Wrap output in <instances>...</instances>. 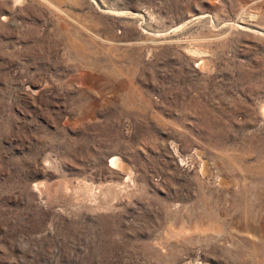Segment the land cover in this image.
<instances>
[{
  "label": "rangeland",
  "instance_id": "rangeland-1",
  "mask_svg": "<svg viewBox=\"0 0 264 264\" xmlns=\"http://www.w3.org/2000/svg\"><path fill=\"white\" fill-rule=\"evenodd\" d=\"M0 264H264V0H0Z\"/></svg>",
  "mask_w": 264,
  "mask_h": 264
},
{
  "label": "bare ground",
  "instance_id": "bare-ground-1",
  "mask_svg": "<svg viewBox=\"0 0 264 264\" xmlns=\"http://www.w3.org/2000/svg\"><path fill=\"white\" fill-rule=\"evenodd\" d=\"M112 162H113V160H112Z\"/></svg>",
  "mask_w": 264,
  "mask_h": 264
}]
</instances>
